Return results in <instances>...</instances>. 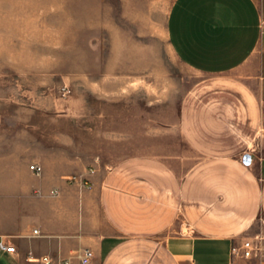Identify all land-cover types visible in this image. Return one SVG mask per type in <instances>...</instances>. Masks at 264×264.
Wrapping results in <instances>:
<instances>
[{"label":"crops","instance_id":"obj_1","mask_svg":"<svg viewBox=\"0 0 264 264\" xmlns=\"http://www.w3.org/2000/svg\"><path fill=\"white\" fill-rule=\"evenodd\" d=\"M11 6L0 0V74L24 66ZM168 37L206 78L175 119L191 123L186 149L77 152L0 128V238L16 247L0 264H84L85 249L88 264H263L233 247H264V0H176Z\"/></svg>","mask_w":264,"mask_h":264},{"label":"rangeland","instance_id":"obj_2","mask_svg":"<svg viewBox=\"0 0 264 264\" xmlns=\"http://www.w3.org/2000/svg\"><path fill=\"white\" fill-rule=\"evenodd\" d=\"M175 1L11 0L24 66L0 74V128L47 131L77 152L186 149L191 123L175 119L206 78L169 41Z\"/></svg>","mask_w":264,"mask_h":264},{"label":"built area","instance_id":"obj_3","mask_svg":"<svg viewBox=\"0 0 264 264\" xmlns=\"http://www.w3.org/2000/svg\"><path fill=\"white\" fill-rule=\"evenodd\" d=\"M30 168L36 174H41L43 167L38 164H31ZM91 173H94V168L90 169ZM72 180H75L73 178ZM86 185L91 186L92 182L90 179H86ZM264 240V237H259V241ZM0 248L4 251L13 253L16 250L14 245H9L3 238H0ZM234 253H240L245 258H263L264 264V247L261 243L256 242L254 239L246 238L243 240V243L240 248L233 247ZM92 252L90 249H85L82 253L81 260L82 263L88 264L91 260ZM45 264H51V258L46 256L43 258ZM61 264H70L69 261H63Z\"/></svg>","mask_w":264,"mask_h":264}]
</instances>
